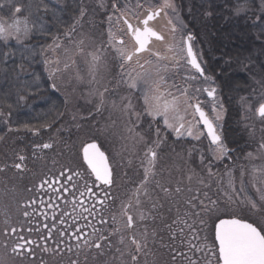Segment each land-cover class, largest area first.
<instances>
[{
	"label": "rangeland",
	"instance_id": "rangeland-1",
	"mask_svg": "<svg viewBox=\"0 0 264 264\" xmlns=\"http://www.w3.org/2000/svg\"><path fill=\"white\" fill-rule=\"evenodd\" d=\"M110 2L108 0H87L88 4L96 6L100 12L97 14L99 27L93 26L95 30L91 31L90 28L84 26L75 34L64 33L46 42L40 51H37L35 44L28 45L35 38H45V30L48 27L45 21L39 22L38 5L30 4V7H33L35 12L38 13L37 20H33L27 8L23 10L15 6L8 14L0 11V22L5 23V25L20 21L21 27H23V21L27 20L29 28L26 35L21 31L19 35L13 34L7 39L0 38V42L5 44L16 43L19 48L18 54L33 57L36 55L43 56L44 73L51 79L49 88L63 95L69 108L68 113L76 116L79 126H91V131L86 133L79 128L73 147H68L70 149L68 155L71 154L76 158L77 150H80L86 143L93 141L92 137L97 136L102 147L113 156L115 165L118 168L116 171L117 176L122 177L125 183V165L122 169L119 168L122 161L126 164L127 157L133 154L132 164L142 172L143 178L145 177L148 160L145 153L149 148L157 152L155 174H149L148 182L145 185L147 195L141 194L139 196L140 201L143 203L135 205L134 210L149 209L148 205L151 201H154L162 213L161 222L165 224V232L168 235L175 234L173 237L174 241H177L175 245L182 250L183 255L173 253L172 248L169 250L172 255L168 251L165 252L164 264H190V259L197 261L198 264H207L209 260H211V264H217V258L211 256L209 249L204 245L216 246V241L213 238V226L220 218H237L239 216L235 215L250 214L255 220H260L259 227L264 226V202L259 200L260 193L256 191L257 188L264 191V183H261V179H264V148H261V144H264V118L258 116V109L264 103V82H260L258 88H256V100L254 102L249 103L245 98L243 99L245 102L241 104L242 123L245 130L249 132L250 139L255 144L254 149L248 152L244 158L226 163L228 153L221 155L216 150V145L209 138H206L199 123L192 121L190 114L186 117V120L195 124L192 128L193 135L186 136L185 134L178 137L175 135V131L165 123H163L164 129L161 127L162 117L154 118L146 111L143 99L145 85L142 81H137L136 88L129 87L130 80L137 77L138 73L141 76L145 73L154 76L157 68H159L160 74L163 75L166 82L165 85H162V90L167 87L173 94L179 95V90L186 89L188 97L192 98L191 103L199 101L201 105L208 109L213 104L215 105L216 111H211V114L212 117L215 116L216 112L221 114L220 120H215L218 132H221V125L226 116L225 108L220 102L219 90L210 75L206 74L204 70V76L201 77L196 69L187 65L186 40L188 35H192V33L183 18L177 0H172L175 5L174 10L165 9L167 15L161 12L159 17L149 22V26L163 35L164 40L153 39L148 47L149 50L138 53L131 62L123 61L116 48L109 42L108 29L109 27H112L113 31H117L118 28L125 29V32H117V34L124 40L123 46L129 51L137 47L131 34L127 33L123 21L118 26L114 23L110 25L108 17L119 16L120 13L116 11V8L123 10V6L128 5L134 9L135 16L128 12L125 13V16L133 25L141 27L140 22L147 17L149 10L155 11L163 4V0H139L140 8H135L136 0H110ZM256 4L260 5L264 11L262 0H254L252 5L256 6ZM113 5H116V8ZM237 5L240 6L238 15L251 9V4L245 0H238ZM3 6L2 4L1 7ZM16 8H19L20 11L17 12ZM101 13L105 14L102 18H100ZM169 20H171V24L168 23ZM173 25L176 28L175 32L172 31ZM191 41L193 50L199 62L203 65L199 44L193 39ZM169 46L172 50H169ZM182 48L184 49L183 53L181 52ZM157 52L161 56H166L167 59H158L154 55ZM93 56L100 58L99 70L94 73L89 70ZM66 65L67 67H65ZM140 65H143V68ZM2 73L3 69L0 68V75ZM20 73H23V69L20 70ZM192 77H195V79ZM204 77H210V79L206 80ZM32 82H25L27 90ZM188 86L190 89H188ZM212 87L216 89L214 102L206 98L204 91V88L211 89ZM101 94H103V105H101ZM0 96L4 100L5 94L2 91H0ZM128 100H131L133 107L125 111L124 106L128 103ZM19 102L24 104V111L27 112V99L23 98ZM113 103H115V107ZM83 110L88 111V113ZM191 111L189 109V113ZM137 114L139 115L137 116ZM142 116H145L143 121ZM8 119L7 112L0 110V128L2 130L0 137L3 138L0 139V156L3 148L2 157L5 158L9 157L8 153L10 152L8 149L11 146L14 148L15 143V139H11L14 138V130L8 125ZM158 121L160 125H158ZM187 127H189L188 123L185 124V128ZM163 131L168 133L164 140L163 134H161ZM4 132L8 133L5 134ZM170 134L175 135L178 141H176L177 144L169 143ZM197 136H199V139L196 138ZM182 137L193 138L197 143L194 145L183 144L186 139H182ZM157 141L159 142L158 147L156 146ZM56 152L59 153L60 149H55L54 156H58ZM3 164L1 163V165ZM138 170L134 171L137 172ZM41 171L42 169L39 175L42 174ZM254 176L256 177L255 181L253 180ZM139 186L134 188L133 193ZM20 187L23 190L20 181L16 182L8 178L5 180L4 185L0 187V190L3 191L0 194V196H3L0 200L1 214L3 206H5L7 213L16 207L15 205L22 197ZM177 188L180 189L179 192L176 191ZM123 197H125V192ZM249 197L257 203L255 209L247 204V198ZM210 200L216 202V207L210 212H205L200 201H203L204 205H209ZM17 211H20L19 207ZM177 217H180V219H176ZM138 218L137 223L140 224ZM180 220H186L187 225L180 223ZM200 221H203V223ZM19 223H22V219L16 224L21 225ZM169 223L173 227H167ZM164 224H161L162 227ZM17 225L15 226L17 227ZM188 225H191V227ZM6 227L2 232L3 237L0 236L5 241V244L0 243V260H3L4 264H41L39 261H30V257H27L25 253L23 255L13 251L16 245L19 244L17 241H19L21 234L18 233L17 229L13 233L10 223ZM22 227L25 228L24 225ZM143 229L144 227L141 230ZM169 230L171 231L169 232ZM154 235L150 231L146 239L150 250L155 242L152 241ZM135 236H138V240L145 242L141 234H135ZM191 245L197 247L193 248ZM197 248H203V251H198ZM212 250L215 251L216 247H213ZM94 253L96 254L95 258L99 259L97 264H111L110 259L112 256L110 253L106 255L104 250H96ZM120 254L123 257L119 258L118 263L128 264L125 259H121L125 258L124 251H120ZM175 255H177L176 261L174 259V261H169ZM85 257L86 261L83 264H91L89 254ZM45 258L46 254L43 259ZM35 259L39 258L35 257ZM60 260L63 261L62 257ZM155 263L159 264L158 256H155ZM45 264H51V262H45ZM57 264H61V262L59 261Z\"/></svg>",
	"mask_w": 264,
	"mask_h": 264
},
{
	"label": "trees",
	"instance_id": "trees-1",
	"mask_svg": "<svg viewBox=\"0 0 264 264\" xmlns=\"http://www.w3.org/2000/svg\"><path fill=\"white\" fill-rule=\"evenodd\" d=\"M30 1L0 0V11L8 14L15 6L23 10L27 8L33 20L38 19L39 13V22L45 21L48 27L45 38H35L28 44H35L37 51L46 42L64 33L75 34L84 26L91 31L95 30L94 27H99L97 14L100 12L96 6L88 4L87 0ZM237 1L177 0L192 37L201 49L204 70L216 84L220 102L225 108L221 136L228 153L226 163L244 158L254 149L255 144L242 123L241 104L245 102V98L249 103L254 102L256 88L260 82H264V11L258 4L252 5L254 0H245L251 4V9L238 15L240 6ZM108 2L111 3L110 0ZM30 4L38 5V13ZM104 15L101 13L100 18ZM18 52L16 43L0 42V68L3 69L0 75V91L6 96L4 100L0 96V110L9 115L8 125L17 130L21 138L26 134L25 131L37 130L42 135V138H38V145L52 141L55 145L59 143L57 147H73L79 128L86 133L91 131V126H79L76 116L68 113L69 108L63 95L49 88L51 79L44 73L43 56L33 57ZM21 69L23 73H20ZM31 81L32 85L27 90L25 82ZM23 98L27 99V112L24 111V104L19 102ZM92 138L98 140L97 136ZM28 144L20 143L19 147L23 149L29 147ZM65 150L61 153L66 155L67 149ZM69 151L70 149L68 153ZM69 157L73 159L75 156L70 154ZM36 165L35 170L40 168L39 164ZM235 216L258 227L260 225V220H255L250 214ZM213 238L215 239L214 232ZM98 260L93 258L90 263L97 264Z\"/></svg>",
	"mask_w": 264,
	"mask_h": 264
},
{
	"label": "flooded vegetation",
	"instance_id": "flooded-vegetation-1",
	"mask_svg": "<svg viewBox=\"0 0 264 264\" xmlns=\"http://www.w3.org/2000/svg\"><path fill=\"white\" fill-rule=\"evenodd\" d=\"M141 27H143V25ZM153 39L154 38H152V40ZM152 40L150 44L152 43ZM187 65L191 68H194L190 63H188V61ZM199 76L201 75L199 74ZM188 89H190V87ZM205 95L210 101L214 102L216 99V93L215 98L209 97L207 92H205ZM195 103L196 101H194L193 104ZM201 107L208 114L209 118H213L211 114L213 106H210L209 109L203 105H201ZM144 118L145 116H142V121ZM213 122L217 124L215 120ZM163 123L164 122L162 120L161 127H163ZM158 125H160L159 121ZM199 125L202 131H204L206 138H209L212 141L211 136L208 135L207 127L202 121L199 122ZM181 131L184 130L182 129ZM17 132V130H14L13 132L14 138L11 139H15V143L14 148L11 146L8 149L10 152L8 153V158L2 157L3 148L1 149L2 153L0 156V169L2 170H0V185L3 186L7 178L16 182L20 181V186L23 187V190H21L20 187V195L22 197L19 199L18 204L15 205L16 207L8 213L5 211V206H3L1 210L2 214L0 213V236L3 237L2 232L4 227L6 229V225H9V223L11 224V229H17L18 233L21 234L19 239L20 242L17 241L19 244L15 247L19 254L24 255L25 253L27 257H30V261H39L41 264H45V262L57 264L59 261L61 264H72V261H77V264H83V262L86 261L85 256L89 254V262H91L92 259L96 257L94 251L104 250L106 255H109V253L111 254V264H119V258L123 257V255L120 254V251H124L125 261L128 264H156L155 256H158L159 264H164L165 252H170L169 250L173 248V253L178 255L182 253V250L178 249V247L175 245L177 243V241H174L173 239L175 234L173 233L172 235H168V233L165 232V224L161 222L163 218L162 213L159 211V206L154 201H151V203L148 205V208L150 207L149 209L142 208L141 211L134 210V207L137 204L135 197L131 195V193H133L135 187L141 184V181L145 180V177L142 178V172L135 168V165L132 164L133 154L127 157L126 164H124L122 161L119 167L122 169L125 165L124 170L126 172V181L124 183L123 178L117 176L116 171L118 168L115 165L113 156L102 147L101 142L98 140L88 142L98 143L101 150L108 157L109 165L112 169L113 183L111 185H104L102 182L95 180V176L91 174V170L88 168V165L84 160L83 147L88 143H86L80 150H77L78 154L76 158H73L72 161H70L68 147L61 146V148H58L57 146L59 143L58 145H55L52 141H45L41 142L39 145L50 144L52 147H37L38 138H42L41 133H39L37 130L25 131L26 134L22 138ZM143 132L145 133V131ZM4 133L7 134L8 132ZM220 133L217 129V134L221 136ZM161 134H163V140L166 139L168 133L163 131ZM175 135H169V143L173 142V144H177L178 141L176 140ZM182 139H186L184 140L185 142L183 144L194 145L197 143L193 140V138L190 137H182ZM20 143H23L24 145L29 143V147L21 149L19 147ZM55 149H60L59 153L56 152L58 156H54ZM65 149H67V156L61 153L62 150L66 151ZM20 155L25 157L23 162L19 161L18 159V156ZM60 159H62V162H59ZM1 163L4 164L1 165ZM16 163H22V168H15L13 165ZM36 164H39L40 166V168L37 170H35V166H37ZM41 169L42 174L39 175ZM134 170L138 171L135 172ZM62 171L65 173V176L59 175V173ZM75 172H79L81 174L80 177L73 175L72 181L66 180V176L72 175ZM45 180L49 181L50 183L53 180H58L59 182L53 183L52 187H48V184H45L44 187L41 188L40 185ZM73 182L75 183V189H73V191L70 193H64L61 185L68 187ZM85 184L92 188L91 193L86 191ZM53 188H60L61 194L65 198L69 196L75 197L77 204L80 205L77 207L76 213L72 214L75 216V221L72 219V216H64L63 219L65 222L63 224L60 223L62 212H71V205H66L62 200L57 199ZM80 192H84L85 195L80 196ZM124 192L125 197L123 198L122 193ZM1 193H3V191H1L0 194ZM2 197L3 196H0V200ZM130 200L132 206L128 208V215L132 216L133 225L131 228H127L126 217L122 214L121 207L122 205L126 206ZM81 201L83 202L82 205L80 204ZM99 201H104V204L101 205ZM50 204L52 205L51 207H49ZM93 205H95L94 208ZM18 207L20 208L21 212L17 211ZM84 208L90 209L91 212L95 214L93 215L88 211H83ZM25 211L29 213L28 216L23 215ZM141 213H143L145 217L143 220L138 218ZM114 215L116 217L115 223L112 219ZM53 217H55V219ZM137 218L140 224L137 223ZM20 219H22V223H19L21 225H17L16 223L19 222ZM101 219L107 221V223L102 224ZM176 219H180V217H177ZM161 224H164L163 227ZM15 225H17V227ZM23 225L25 228L22 227ZM45 225H47V227H45ZM53 225H55V227H53ZM169 226L173 227L171 223H169L167 227ZM93 227L100 230L97 232L96 236H99L102 233L104 236L108 237V240L99 241L96 239V237H93L91 235ZM117 227H119L120 231L114 235H110L111 230ZM142 227H144L143 230H141ZM77 229H80V231L77 232ZM50 231L52 235L46 240L42 239V237L47 236ZM61 231L64 232L63 236H60ZM150 231L155 234L154 239L152 240L155 242L151 246V250L149 249L148 242H146V246H144L145 242L140 240L142 247L138 252L135 245L131 243V237L135 236V234H141L144 238L145 232H147L148 237ZM170 231L171 230H169V232ZM5 232L7 231L5 230ZM75 236H79L80 239L77 240ZM121 236L124 237L123 244L120 243ZM135 237L138 240V236ZM26 238L27 240L25 241ZM85 239L89 240V244H91L93 241L99 242L101 244V248L97 249L95 247H89L85 245L83 243ZM33 241L35 243H32ZM2 242L5 244V241L0 238V243ZM77 244L80 245L79 248H77ZM57 245H59V247H57ZM69 246H71V251L68 250ZM28 249H31V251L29 252ZM117 249L120 251H117ZM45 254L46 258L43 259ZM133 255L137 256L136 261L132 260ZM170 255H172L171 252ZM35 257H38L39 259H35ZM61 257L64 259L63 261L60 260ZM176 257L177 255L172 257V259L169 261H176Z\"/></svg>",
	"mask_w": 264,
	"mask_h": 264
},
{
	"label": "snow or ice",
	"instance_id": "snow-or-ice-1",
	"mask_svg": "<svg viewBox=\"0 0 264 264\" xmlns=\"http://www.w3.org/2000/svg\"><path fill=\"white\" fill-rule=\"evenodd\" d=\"M103 6V5H101ZM114 8H116V5H113ZM141 4L139 0H136L135 8H140ZM165 9H175V5L172 2V0H163V4L157 8L155 11L149 10L147 17L141 21L140 23L143 25V27L133 25L130 20L125 16V13L128 12L135 16V11L133 8H131L128 5L123 6V10L121 8H116V11L119 12V16H109L108 21L109 24L112 25L113 23L115 25H119L121 21H123V24L126 25L127 33H130L133 37L135 44L138 45L135 47L132 51L127 50L124 45V40L118 36L117 32H125V29L118 28L117 31H113L112 27H109L108 29V38L109 42L112 44L113 47L116 48V51L119 53L123 61L131 62L133 60V57L136 56L138 53L148 51V44L150 43L151 39L155 37L157 40H164V36L156 32L153 28L149 27V22L154 20L155 18L159 17L161 12H164L165 15L167 13L165 12ZM16 11L19 12L20 9L16 8ZM237 11H240L238 9ZM83 15V13H82ZM169 24H171V20L168 21ZM23 31L26 35L29 31L28 28V22L27 20L23 21V27H21L20 21H14L11 24L5 25V23L0 22V38L7 39L9 36L16 34L19 35V33ZM172 31L175 32L176 28L175 25L172 26ZM193 37L191 35H188L187 40L191 41ZM169 50L171 49V46H169ZM181 52H184V49H181ZM186 54L188 57H190V60H188V63H190L196 70L199 72L201 76L204 75L203 69L201 68L200 64L197 62L196 55L192 50V46L189 43L187 45ZM154 55L157 56L158 59H167L166 56H161L160 53H154ZM100 66V58L97 56L92 57V61L89 66L90 72H96L99 70ZM67 67V65L65 66ZM123 67V65H122ZM141 68H143V65H140ZM195 79V77H192ZM206 80L210 79V77H204ZM142 81L143 85H145V90L143 92V99L144 104L146 106V111L149 115L155 117H162L163 122L171 129H173L176 133V135L182 136V135H188L192 136V128L195 126V124L192 121H195V123H199L200 121L203 122V124L207 127L208 135L211 136L212 142L216 145V150L221 154L224 155L227 153L226 146L222 143L221 136L217 134V124H215L213 121H219L221 118V114L219 112H216L215 116L213 118H209L208 114L204 111V109L201 107V103L197 101L195 104L191 103L190 100L191 97H188L187 90H179L180 94L175 95L173 94L167 87H164L162 90V85H165V79L163 75L160 74V69L157 68L155 75H151L149 73H145L143 76H141L139 73L137 74V77H134L129 82L130 88H136L137 87V81ZM199 91V89H197ZM205 92H207V95L209 97L215 98L216 89L215 88H205ZM103 94H101V105H103ZM127 99V98H125ZM113 106L115 107V103H113ZM133 105L131 100H128V103L124 106V110H130L132 109ZM189 109H191V113H189ZM212 111L215 112V105L213 104ZM192 116V121H187L186 117L188 115ZM198 114V119H197ZM258 114L260 117L264 118V104H261L258 109ZM139 114H137L138 116ZM188 123L189 127L185 128V124ZM184 131H181V130ZM131 131V130H129ZM199 139V136L196 137ZM0 139H3L0 137ZM143 138L141 137V140ZM156 146H159V142H156ZM37 147L42 148H51L52 145L50 144H43L38 145ZM261 148H264V144H261ZM84 160L87 162L88 168L91 170V174L95 176L96 181L102 182L104 185H111L113 183L112 180V169L108 163V157L105 155L103 151L100 150V147L96 143H90L88 144L84 150H83ZM251 155V154H250ZM145 156L148 157L147 160V167L145 169V180L141 182L139 188L135 190L133 193V196L135 197L136 204L139 205L141 203L139 196L141 194L147 195V188L145 185L147 184V176L149 174L154 175V169L156 167L157 162V152L153 150L152 148H149L148 151L145 153ZM19 161L23 162L25 160V157L23 155L18 156ZM22 163H16L14 165L15 168L21 169ZM2 170V169H0ZM60 176H65V173L62 171L59 173ZM75 175L77 177H80L79 172H75L72 175L66 176V180L72 181V176ZM191 179V178H190ZM256 177H253V180L255 181ZM58 180H53L51 183L47 180L43 181L40 185L41 188L44 187L45 184H48V187H52L53 183H58ZM261 183H264V179H261ZM231 184V181H230ZM63 188L64 193H70L75 189V183L73 182L70 186L65 187L61 185ZM86 191L91 193L92 188L88 187L87 184H85ZM53 191L56 193V198L59 200H62L66 205H71V212L63 211L60 223L63 224L65 221L63 219L64 216H72V219L75 221V216L72 215L73 213H76L77 207L80 206L77 204V201L74 196H69L65 198L60 191V188H53ZM177 192L180 191L179 188L176 189ZM256 191L260 193L259 200L261 202H264V191H261V189L257 188ZM84 192H80V196H84ZM229 199H231L229 197ZM82 201L80 204L82 205ZM101 205L104 204V201H99ZM201 205H203V210L205 212H210L216 207L215 201H209V205H204L203 201H200ZM247 204L250 205L253 209L257 207V203L252 200V198H247ZM52 205L50 204L49 207ZM131 200L129 203L125 206L122 205L121 211L122 214L126 217V227L131 228L133 225V218L131 215H128V208L131 207ZM58 207V205H57ZM95 205H93V208ZM83 211H88L90 214L92 213L90 209L84 208ZM24 216H28L29 213L25 211L23 213ZM55 219V217H53ZM145 217L143 213L140 214L139 219L143 220ZM113 222L115 223L116 217L115 215L112 217ZM180 223L186 224V220H180ZM203 223V221H200ZM101 223H107V221H104L101 219ZM191 227V225H188ZM47 227V225H45ZM55 227V225H53ZM11 231L14 233L16 231L15 228H12ZM77 232L80 231V229L76 230ZM100 231L93 227L92 230V236L96 237L97 240L103 241L108 240V237L104 236L102 233L99 236H96L97 232ZM119 227L111 230L110 235H114L117 232H119ZM182 231V230H181ZM52 235L51 231L47 234V236L42 237V239H47ZM64 232H60V236H63ZM75 235V233H74ZM77 240L80 239L79 236H75ZM146 239H147V232L144 234V240L146 246ZM206 239V238H205ZM215 241H218V246H209L207 244L204 245V247L209 249V253L211 256L217 258V264H264V226L257 227L253 223L246 222L245 220L238 219V218H227V219H219V223L215 225ZM32 243H35L34 241ZM83 243L89 247H95L97 249L101 248V244L99 242L93 241L91 244H89V240L85 239ZM120 243H124V237H120ZM131 243L135 245L136 250L139 252L141 250V241L137 240L135 236L131 237ZM59 247V245H57ZM80 245L77 244V248H79ZM191 247L196 248V245H191ZM216 247V250L213 251L212 248ZM69 251H71V246L68 248ZM198 251H203V248H197ZM13 251H16L14 248ZM30 252L31 249H28ZM117 251H120L117 249ZM182 254V253H181ZM183 255V254H182ZM132 260L136 261L137 256L133 255ZM0 264H4L3 260H0ZM72 264H77V261H72ZM190 264H198L197 261L190 259ZM207 264H211V260L207 261Z\"/></svg>",
	"mask_w": 264,
	"mask_h": 264
},
{
	"label": "water",
	"instance_id": "water-1",
	"mask_svg": "<svg viewBox=\"0 0 264 264\" xmlns=\"http://www.w3.org/2000/svg\"><path fill=\"white\" fill-rule=\"evenodd\" d=\"M155 30V29H154ZM157 32V31H156ZM154 39H156L155 37H153ZM152 40V39H151ZM151 42V41H150ZM191 44V41H188V40H186V49H187V45L188 44ZM150 44V43H149ZM149 44H148V46H149ZM192 46V45H191ZM192 50H193V47H192ZM193 52L195 53V51L193 50ZM196 55V54H195ZM189 59H190V57H189ZM196 59H197V62L199 63V60H198V58H197V56H196ZM200 64V63H199ZM201 66V65H200ZM264 104V103H263ZM259 115V114H258ZM92 143H96V142H92ZM90 144V143H89ZM96 144H98V143H96ZM88 145V144H87ZM87 145H85V147L87 146ZM84 147V148H85ZM84 148H83V150H84ZM100 150H101V148H100ZM102 151V150H101ZM106 155V154H105ZM84 156V155H83ZM107 156V155H106ZM87 163V162H86ZM108 163H109V161H108ZM224 219H227V218H224ZM247 222V221H246ZM219 223V221L217 222V224ZM250 223V222H249ZM217 242V246H218V241H216Z\"/></svg>",
	"mask_w": 264,
	"mask_h": 264
}]
</instances>
